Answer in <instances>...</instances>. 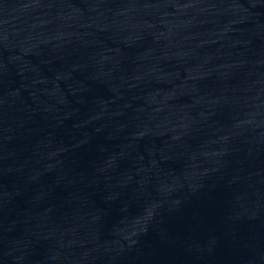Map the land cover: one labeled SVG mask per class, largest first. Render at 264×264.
I'll return each instance as SVG.
<instances>
[{"label": "water", "instance_id": "water-1", "mask_svg": "<svg viewBox=\"0 0 264 264\" xmlns=\"http://www.w3.org/2000/svg\"><path fill=\"white\" fill-rule=\"evenodd\" d=\"M0 264H264V0H0Z\"/></svg>", "mask_w": 264, "mask_h": 264}]
</instances>
